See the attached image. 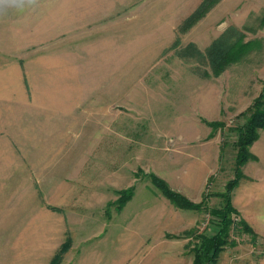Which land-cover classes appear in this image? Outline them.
<instances>
[{
	"label": "rangeland",
	"instance_id": "rangeland-1",
	"mask_svg": "<svg viewBox=\"0 0 264 264\" xmlns=\"http://www.w3.org/2000/svg\"><path fill=\"white\" fill-rule=\"evenodd\" d=\"M203 2L0 5V67L16 95L21 74L28 105L56 87L105 89L58 140H21L27 154L14 156L0 141V264H193L219 231L239 128L264 90V0H210L194 19ZM227 31L244 48L214 74L209 49ZM263 132L231 191L237 212L215 264H264ZM152 174L201 206L181 207Z\"/></svg>",
	"mask_w": 264,
	"mask_h": 264
},
{
	"label": "crops",
	"instance_id": "crops-1",
	"mask_svg": "<svg viewBox=\"0 0 264 264\" xmlns=\"http://www.w3.org/2000/svg\"><path fill=\"white\" fill-rule=\"evenodd\" d=\"M20 75L18 73L19 87L16 95V92L11 91V70L0 67V141L9 150L6 152L10 156L27 154L21 152V149L26 147L22 141L32 137L38 139L39 135L44 132L56 134V140H58V137L63 135L62 133L67 134L73 130L76 119L80 120V118L78 119L80 113L88 114L93 108L99 107L105 96V89H102L101 86L98 89L88 87L86 91H83L84 89H69L68 87L59 89L56 87L54 91H50L52 93L51 97L49 95L51 100H47L45 105L42 99L38 100L32 107L27 103V88L25 84L21 83ZM18 97H20V102L14 103L12 106L11 100ZM54 110L57 111V116H54ZM12 117H14L15 122H11ZM56 119L58 120L56 121ZM12 123L14 126L11 125ZM260 136L257 143L264 146V143L261 142L264 139V132ZM12 141H16V143L13 144ZM14 149L18 151L15 152ZM188 177H191L190 171L187 172L182 181L184 182Z\"/></svg>",
	"mask_w": 264,
	"mask_h": 264
},
{
	"label": "trees",
	"instance_id": "trees-1",
	"mask_svg": "<svg viewBox=\"0 0 264 264\" xmlns=\"http://www.w3.org/2000/svg\"><path fill=\"white\" fill-rule=\"evenodd\" d=\"M209 3L210 0H204L198 8V11L194 13V19L198 18L202 14L203 10ZM233 37L234 36L231 32L227 31L221 35L209 49L214 74H219L225 66L237 61V54L238 57H240L241 54L238 50H235V47L237 43L239 48L243 47L240 40L242 34L234 39ZM249 111L250 115L248 119L245 124L239 128V140L237 143L239 151L236 162V178L232 179L227 185V193L224 195V207L214 211V215L221 218L220 229L213 236L203 237V248L201 250L194 251L193 264H215L216 254H218L221 248L229 242V224L231 222L230 216L233 212H237L231 202V191L237 185L238 179L242 176L241 167L243 164L251 158H254L253 154L249 150V146L257 139L258 130L264 128V90L255 99ZM151 178L153 183L162 190L166 197L175 203H178L181 207L197 209L201 206V204H194L190 202L182 194L172 190L163 179L155 176L154 174H152ZM132 194V188L125 192L124 195L127 196L125 202L132 196ZM202 203H204V201Z\"/></svg>",
	"mask_w": 264,
	"mask_h": 264
},
{
	"label": "clouds",
	"instance_id": "clouds-1",
	"mask_svg": "<svg viewBox=\"0 0 264 264\" xmlns=\"http://www.w3.org/2000/svg\"><path fill=\"white\" fill-rule=\"evenodd\" d=\"M35 0H0V5L22 8L26 4H33Z\"/></svg>",
	"mask_w": 264,
	"mask_h": 264
}]
</instances>
